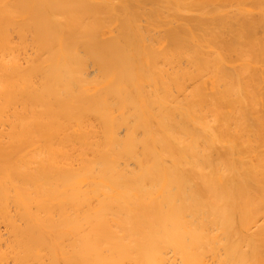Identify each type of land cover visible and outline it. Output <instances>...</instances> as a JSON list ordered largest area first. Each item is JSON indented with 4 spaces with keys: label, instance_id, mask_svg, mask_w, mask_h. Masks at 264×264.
Wrapping results in <instances>:
<instances>
[{
    "label": "bare ground",
    "instance_id": "obj_1",
    "mask_svg": "<svg viewBox=\"0 0 264 264\" xmlns=\"http://www.w3.org/2000/svg\"><path fill=\"white\" fill-rule=\"evenodd\" d=\"M13 1L0 264H264V0Z\"/></svg>",
    "mask_w": 264,
    "mask_h": 264
},
{
    "label": "rangeland",
    "instance_id": "obj_2",
    "mask_svg": "<svg viewBox=\"0 0 264 264\" xmlns=\"http://www.w3.org/2000/svg\"><path fill=\"white\" fill-rule=\"evenodd\" d=\"M5 1H6V0H5ZM7 1H10V4H12V2H11L12 0H7ZM14 1L16 2V0H14ZM14 1H13V2H14ZM2 3H4V1H2ZM11 34H12V33H11ZM11 34H10V36L12 37V35H14V34H12V35H11ZM10 36H9V37H10ZM14 36H15V35H14ZM11 37H10V39H9L10 42H11V41H12V42L14 41V42H13V45H14V43H15V45H17V44H16V42H17V39H16L17 36H16L15 38H14V37L11 38ZM13 39H16V40H13ZM29 40H30V39H29ZM18 41H19V40H18ZM17 43H18V42H17ZM26 47L28 48L29 46H26ZM26 47H25V51H26V53H25L24 55H30V54H31V55H34V54H35V53H34V50H33L31 47H30L31 49H30V48L27 49ZM31 50H32L33 52H32ZM31 52H32V53H31ZM16 55H17V54H16Z\"/></svg>",
    "mask_w": 264,
    "mask_h": 264
}]
</instances>
